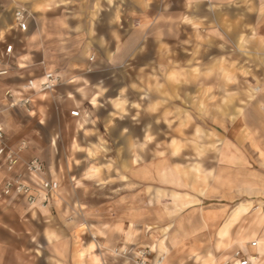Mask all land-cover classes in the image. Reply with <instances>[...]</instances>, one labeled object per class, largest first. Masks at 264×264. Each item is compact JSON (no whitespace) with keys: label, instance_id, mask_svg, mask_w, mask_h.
Masks as SVG:
<instances>
[{"label":"rangeland","instance_id":"1","mask_svg":"<svg viewBox=\"0 0 264 264\" xmlns=\"http://www.w3.org/2000/svg\"><path fill=\"white\" fill-rule=\"evenodd\" d=\"M251 1L220 12L209 3L184 11V0H105L104 11L89 0H0V50L20 34L21 6L25 33L41 25L57 34L48 63L64 80L52 91L59 97L46 96L40 112L12 111L31 151L22 159L60 181L47 207L33 209L61 200L66 215L76 210L78 231L87 220L90 231L151 232L138 249L152 264H233L236 249L264 263V13ZM166 149L185 183L202 181L219 197L205 231H192L197 214L180 212L195 200L188 186L168 198L134 183L131 165Z\"/></svg>","mask_w":264,"mask_h":264},{"label":"crops","instance_id":"2","mask_svg":"<svg viewBox=\"0 0 264 264\" xmlns=\"http://www.w3.org/2000/svg\"><path fill=\"white\" fill-rule=\"evenodd\" d=\"M89 1L91 3L89 10L94 11L96 3H99L101 7L96 11L105 10V0ZM238 1L184 0V11H190V8L192 10L195 5H207L209 3L215 6L214 11L221 12L223 6L237 4ZM251 2L254 11L264 13V0ZM28 30L29 23L26 21V29L20 31V34L12 42L6 44L12 45L11 52H5L6 46L0 50V64L8 69L7 74L0 75V121L4 125L5 136L10 144L26 139L24 136L26 130L22 126V120L12 114L14 109L25 110L21 107H7L8 98L5 96V92L8 89L13 92L22 89L23 84L31 77L35 79L36 84L40 82L43 70L51 67L48 63L49 59L52 58L49 54L52 52L48 48V38L57 35L45 31L41 25L37 32L25 33ZM22 93H28V91L23 89ZM46 96L59 97L58 95L55 96L53 92L34 96L33 112L31 113L40 112L39 107H43L40 102ZM78 111L80 115L81 112ZM231 138L237 139L238 137L236 134H232ZM30 152L28 146L24 150L23 157H28ZM173 156L175 155L170 153V149H166L164 156L154 153L148 162L131 165L130 170L134 183L145 189L149 187L151 193H154L155 190L166 192L167 197L170 192L187 193L182 190L184 188L182 184L188 186L193 191L189 195L195 200L183 207L180 212L197 214L200 217L198 218L200 221L199 228L197 229L193 225L191 226L192 231H205L207 226L211 224L209 216L215 208L216 202L214 200L219 197L216 195V191L210 190L209 187L204 190V187H201L202 183H199L202 181L190 180L194 181L195 189L192 188L190 182L185 183L186 178L181 172V167H178L181 164L175 162ZM103 170L105 174V169ZM0 178H3L1 174ZM54 179L58 181L60 186L59 178L55 177ZM170 181L181 186L178 187L180 189L170 185ZM199 189L200 191H198ZM150 196V201L147 202L153 207L156 204L155 198L157 196ZM165 203L171 204L172 201L168 199ZM61 204V200H52L49 209L41 211L29 207L20 197H11L5 202H0V264H129L128 262L135 264L136 251L143 244V237L148 238L147 241L150 240L151 232L148 233V231H118L120 228L113 229L117 231H90L92 224L88 223L87 220H85L87 231H78L81 222H78L76 210L71 209V213L66 215L67 213L63 211ZM140 215L141 211L135 210L134 219ZM33 217L39 222L36 227L31 226ZM118 224L121 225V223ZM102 225L104 226V224ZM89 236L95 239L96 244H92V240L86 238ZM79 238L82 240L81 242H79ZM122 249H125L126 252L121 253ZM151 255L153 254L151 253ZM151 255L149 256L150 264H152L153 259Z\"/></svg>","mask_w":264,"mask_h":264},{"label":"built area","instance_id":"3","mask_svg":"<svg viewBox=\"0 0 264 264\" xmlns=\"http://www.w3.org/2000/svg\"><path fill=\"white\" fill-rule=\"evenodd\" d=\"M27 10L21 6L14 11V25L20 30L26 29ZM12 45H6L5 52L10 53ZM93 57L91 56L90 59ZM8 73L6 67L0 64V75ZM64 80L60 74L50 68L43 70L41 80L36 84L34 78H28L23 84L22 89L16 92L8 89L5 96L8 98L7 107H21L27 113L33 112L34 96L45 94L54 91L59 85L63 84ZM27 90L28 93H22ZM70 115L78 117V110H71ZM26 140L21 139L15 144H10L5 136V128L0 121V174L2 182L0 184V202L7 201L11 197H20L24 199L27 205L31 208L36 206L45 208L49 203V199L56 193L59 184L57 180L46 177L42 163L36 159H22V153L26 149ZM257 242L252 240L249 242V247L254 248ZM123 250L122 253H125ZM233 258L237 264H252L250 256L243 249H236L233 253ZM136 264H149V251L147 249H138L135 256ZM157 260L156 264H160Z\"/></svg>","mask_w":264,"mask_h":264},{"label":"bare ground","instance_id":"4","mask_svg":"<svg viewBox=\"0 0 264 264\" xmlns=\"http://www.w3.org/2000/svg\"><path fill=\"white\" fill-rule=\"evenodd\" d=\"M243 242H245V241H243ZM256 252L259 254V251H256ZM248 255L250 256L252 264H264L263 260H261L262 262L259 260V259L263 258V256L257 255L256 253L253 254L252 252H250ZM233 264H237V261L235 259H234Z\"/></svg>","mask_w":264,"mask_h":264}]
</instances>
